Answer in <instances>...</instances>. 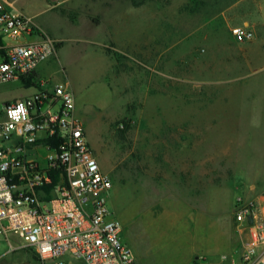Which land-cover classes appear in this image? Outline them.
Here are the masks:
<instances>
[{
  "label": "rangeland",
  "instance_id": "obj_1",
  "mask_svg": "<svg viewBox=\"0 0 264 264\" xmlns=\"http://www.w3.org/2000/svg\"><path fill=\"white\" fill-rule=\"evenodd\" d=\"M11 1L58 46L44 75L74 94L112 181L107 205L138 264H184L188 246L226 252L235 197L264 195V122L249 114L235 123L228 104L230 28L248 18L264 25L261 0ZM257 61L264 64V55ZM33 90L0 84V103ZM199 116L203 138L196 123L181 122ZM172 195L202 196L193 238L179 216L158 227L149 214L162 202L145 196ZM22 243L0 235V264H42Z\"/></svg>",
  "mask_w": 264,
  "mask_h": 264
},
{
  "label": "built area",
  "instance_id": "obj_2",
  "mask_svg": "<svg viewBox=\"0 0 264 264\" xmlns=\"http://www.w3.org/2000/svg\"><path fill=\"white\" fill-rule=\"evenodd\" d=\"M230 34L239 42L253 37L241 25ZM0 38V84L34 88L0 103V235L8 242L16 235L42 264H138L107 205L112 181L89 145L72 90L36 75L56 53L55 41L11 0H0ZM261 203L264 195L235 197L233 220L246 223L249 239L230 264H264Z\"/></svg>",
  "mask_w": 264,
  "mask_h": 264
},
{
  "label": "crops",
  "instance_id": "obj_3",
  "mask_svg": "<svg viewBox=\"0 0 264 264\" xmlns=\"http://www.w3.org/2000/svg\"><path fill=\"white\" fill-rule=\"evenodd\" d=\"M260 6L261 12L259 14L264 17V0H261ZM241 26H245L251 30L253 32V37L250 40L242 42L236 41L232 37V40L235 41L234 47L236 51L235 53L231 52L229 60V70L233 77L229 80L228 104L229 108L232 109L235 123L247 121L249 114L260 117L264 122V114H262V111H264V64L257 61L258 56H261L262 59L264 55V25L258 20L248 18L244 20ZM257 49L261 50L258 52L254 51ZM50 59L38 67L36 71L37 76L45 77L44 72L49 68ZM24 94L27 93H21L19 96ZM183 119L184 120H181L182 123H196V137H204L203 120L200 116L197 117L196 120H194L193 117H186ZM172 196L171 200L166 197L157 196V198L155 197L153 199L149 196H145L147 202L150 204L155 201L157 203L159 201L162 202L160 204L158 203L159 205L156 207V212L152 210L149 214L151 216L152 214L156 215L155 220L158 222V227L166 226L168 222L171 224L172 218L179 216L185 233L187 236L193 238L196 233L197 224L201 218L199 214L204 211V209H202L204 204L202 196L193 195L191 200L187 202H184L176 195ZM257 197L259 196H255L252 199L256 200ZM213 199L217 201V198L214 197ZM260 211V220L264 222V203L260 204ZM184 217L186 218L185 222L183 221ZM248 239L249 232L246 223L242 222L237 224L232 216L229 219V238L227 246L224 245L228 250L223 252L222 255L215 257L209 248L197 250L194 246H188L186 254L184 255V264H230V257L236 255L240 246Z\"/></svg>",
  "mask_w": 264,
  "mask_h": 264
},
{
  "label": "trees",
  "instance_id": "obj_4",
  "mask_svg": "<svg viewBox=\"0 0 264 264\" xmlns=\"http://www.w3.org/2000/svg\"><path fill=\"white\" fill-rule=\"evenodd\" d=\"M0 44H1V38H0ZM2 53H3V49L0 48V55H1ZM29 85H31V82L27 81L26 86H29ZM121 122H122L123 125L125 126V129H128L129 125H128V123L126 122V120L123 119V120H121ZM120 130H121V129H120ZM124 131H126V130H122V132H124Z\"/></svg>",
  "mask_w": 264,
  "mask_h": 264
},
{
  "label": "water",
  "instance_id": "obj_5",
  "mask_svg": "<svg viewBox=\"0 0 264 264\" xmlns=\"http://www.w3.org/2000/svg\"><path fill=\"white\" fill-rule=\"evenodd\" d=\"M251 219H252V218H251V216H249V217H248V220H250V221H251Z\"/></svg>",
  "mask_w": 264,
  "mask_h": 264
}]
</instances>
